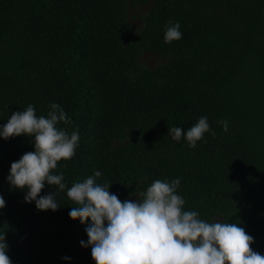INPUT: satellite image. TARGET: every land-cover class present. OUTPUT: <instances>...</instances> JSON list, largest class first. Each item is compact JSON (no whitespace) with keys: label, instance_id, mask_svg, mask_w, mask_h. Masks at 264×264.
I'll use <instances>...</instances> for the list:
<instances>
[{"label":"trees","instance_id":"16d2710c","mask_svg":"<svg viewBox=\"0 0 264 264\" xmlns=\"http://www.w3.org/2000/svg\"><path fill=\"white\" fill-rule=\"evenodd\" d=\"M147 2L0 0V124L29 103L46 115L54 101L71 117L60 126L80 134L54 170L65 189L45 181L38 194L55 191L56 210H38L6 180L32 139L0 138V235L11 264H95L80 243L90 218L69 216L77 205L67 189L96 169L121 200L180 177L185 209L239 223L264 254V0H150L137 31L130 8ZM177 20L183 36L166 43ZM144 52L168 61L149 68ZM202 115L213 131L194 148L168 133Z\"/></svg>","mask_w":264,"mask_h":264},{"label":"clouds","instance_id":"9594fccd","mask_svg":"<svg viewBox=\"0 0 264 264\" xmlns=\"http://www.w3.org/2000/svg\"><path fill=\"white\" fill-rule=\"evenodd\" d=\"M182 36L178 20L166 24V43ZM70 121L65 109L53 101L46 115H38L29 103L23 110L12 111L0 124V138L24 134L34 143V150L11 162L6 180L10 188L26 190L24 200L34 201L38 210H56L61 205L55 191L38 194L45 181L60 190L66 187L64 174L54 170L58 161L75 155L80 141L78 129L69 132L60 126V122ZM218 123L228 131L226 119ZM209 131L213 130L204 115L187 129L168 128L172 139L180 141L183 137L193 148ZM100 176L96 169L67 189L68 197L77 205L69 210V216L82 224L90 218L85 227L88 239L80 243L91 247L95 264H264V254L250 247L254 237L239 223L209 222L197 210L184 208L186 201L177 192L180 177L155 179L139 198L121 200L109 191L111 184L97 182ZM5 203L0 193V209ZM7 249L5 234L0 235V264H11Z\"/></svg>","mask_w":264,"mask_h":264},{"label":"rangeland","instance_id":"374dc122","mask_svg":"<svg viewBox=\"0 0 264 264\" xmlns=\"http://www.w3.org/2000/svg\"><path fill=\"white\" fill-rule=\"evenodd\" d=\"M150 6H151L150 0H148L146 4H136V5L131 6L130 12H129L130 21L137 31L140 30L142 26V17L149 11ZM141 61L147 67L155 68L167 62L168 59L161 58L157 56L155 53L144 52L141 55ZM137 197L139 198V196H134L131 199H137ZM215 221H220V218H216Z\"/></svg>","mask_w":264,"mask_h":264}]
</instances>
